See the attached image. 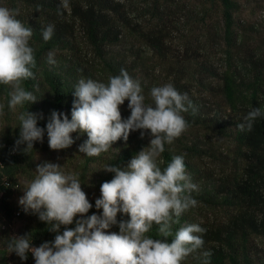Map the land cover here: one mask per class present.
<instances>
[{
    "label": "trees",
    "instance_id": "obj_1",
    "mask_svg": "<svg viewBox=\"0 0 264 264\" xmlns=\"http://www.w3.org/2000/svg\"><path fill=\"white\" fill-rule=\"evenodd\" d=\"M248 1L0 0V7L18 10L16 19L32 29L34 78L22 81L21 87L37 97L13 111L8 104L14 89L0 84L1 264H35L30 252L23 261L8 253L12 237L30 235L32 247L55 238L38 214L26 213L19 204L37 176V165L54 163L64 174L78 173L92 204L85 216L100 215L95 201L102 183L115 175L104 167L123 170L149 146V130L130 132L127 141L117 140L99 156L79 152L88 138L79 131L71 133L74 143L66 149L48 146L51 113L71 119L78 81L107 84L121 69L139 81L146 104L154 106L152 88L171 83L192 105L181 113L186 131L165 144L159 166L163 170L175 156L183 157L186 173L197 186L190 193L197 205L172 225L171 236L161 237L155 224L146 235L171 243L180 228L196 224L206 230L196 233L203 247L181 264H202L204 251L211 252L209 264H264V117L250 131L238 127L253 108L264 112V19L245 16ZM50 24L54 33L45 41L43 32ZM49 52L54 64L48 62ZM119 109L122 119L130 116L127 99ZM25 110L42 117L37 126L45 129L42 141L27 153L25 144L16 145L18 116ZM79 218L68 227L74 228ZM116 219L129 217L118 213ZM108 231L118 233V224Z\"/></svg>",
    "mask_w": 264,
    "mask_h": 264
},
{
    "label": "clouds",
    "instance_id": "obj_2",
    "mask_svg": "<svg viewBox=\"0 0 264 264\" xmlns=\"http://www.w3.org/2000/svg\"><path fill=\"white\" fill-rule=\"evenodd\" d=\"M18 14V10L0 7V84L14 89L8 104L13 111L37 100L21 87L22 81L34 78L35 58L29 45L32 29L16 19ZM53 33L54 25L50 24L43 39L48 41ZM53 57L54 53L49 52L50 64L55 63ZM73 94L76 99L71 119L53 111L46 124L50 149L70 147L74 143L71 133L77 131L87 134L79 152L89 157L107 152L121 138L127 141L130 132L136 130H149L150 144L133 156L126 170L112 165L104 167V171L115 175L101 185V197L95 201V207L102 209L100 215L85 216L92 204L81 188L78 173L64 174L54 163L37 165V176L24 190L19 204L26 213L38 214L39 220L50 226L48 231L56 235L53 241L39 247L31 246L30 235L12 237L7 244L8 253L14 252L23 261L30 252L35 264H181L203 247L204 241L196 233L205 229L196 224L184 226L171 243L146 234L155 224L161 237L171 236L172 225L197 205L190 195L197 186L186 173L183 157L175 156L163 170L159 166L165 144H171L188 127L181 115L192 107L187 94L179 93L168 83L152 88L154 106L146 104L139 81L133 80L124 69L120 75L110 77L107 84L81 78ZM126 99L131 114L122 119L119 106ZM3 109L0 104V116ZM260 117H264V112L253 108L244 117L245 123L238 127L250 131ZM40 118L27 110L18 116L20 137L16 145L25 144V153L33 150L34 142L43 139L45 129L37 126ZM118 213L129 219L118 222ZM77 216L80 218L75 219V227L69 228ZM117 224L118 233L108 231ZM201 255L202 264H209L211 252L204 251Z\"/></svg>",
    "mask_w": 264,
    "mask_h": 264
},
{
    "label": "rangeland",
    "instance_id": "obj_3",
    "mask_svg": "<svg viewBox=\"0 0 264 264\" xmlns=\"http://www.w3.org/2000/svg\"><path fill=\"white\" fill-rule=\"evenodd\" d=\"M260 5L264 6V0H249L245 2V16H249L251 20L264 19V7Z\"/></svg>",
    "mask_w": 264,
    "mask_h": 264
}]
</instances>
